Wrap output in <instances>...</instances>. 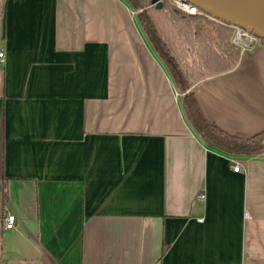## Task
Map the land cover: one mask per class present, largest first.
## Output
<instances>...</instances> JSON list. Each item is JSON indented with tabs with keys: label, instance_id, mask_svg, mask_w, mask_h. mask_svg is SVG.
Masks as SVG:
<instances>
[{
	"label": "crops",
	"instance_id": "0c3cea01",
	"mask_svg": "<svg viewBox=\"0 0 264 264\" xmlns=\"http://www.w3.org/2000/svg\"><path fill=\"white\" fill-rule=\"evenodd\" d=\"M0 48V264H264V154L201 141L127 1L0 0ZM190 90L264 129V46Z\"/></svg>",
	"mask_w": 264,
	"mask_h": 264
},
{
	"label": "trees",
	"instance_id": "16d2710c",
	"mask_svg": "<svg viewBox=\"0 0 264 264\" xmlns=\"http://www.w3.org/2000/svg\"><path fill=\"white\" fill-rule=\"evenodd\" d=\"M125 1L181 95L186 120L201 141L227 155L254 157L264 154V129L245 138L224 132L204 118L190 90L196 80L228 71L236 65L242 49L233 41L235 25L211 15L189 14L167 0L152 10L145 9L151 0ZM160 12L167 14L168 27L164 30L154 15ZM167 31H170V38L164 36ZM258 43L264 46L263 39L258 38ZM2 193L5 194L3 186Z\"/></svg>",
	"mask_w": 264,
	"mask_h": 264
},
{
	"label": "water",
	"instance_id": "95a60500",
	"mask_svg": "<svg viewBox=\"0 0 264 264\" xmlns=\"http://www.w3.org/2000/svg\"><path fill=\"white\" fill-rule=\"evenodd\" d=\"M264 40V0H182Z\"/></svg>",
	"mask_w": 264,
	"mask_h": 264
},
{
	"label": "built area",
	"instance_id": "2783aa9c",
	"mask_svg": "<svg viewBox=\"0 0 264 264\" xmlns=\"http://www.w3.org/2000/svg\"><path fill=\"white\" fill-rule=\"evenodd\" d=\"M172 3H174L179 9L189 13V14H203L206 17H209L202 11H200L197 7L192 5L190 2H182V0H170ZM234 35H233V41L237 45L241 47L242 50H245L247 48H251L253 43H258V38L255 37L251 32L245 31L241 29L238 26H234ZM5 59V53L4 50L0 48V66L3 64ZM232 168L235 172H238L241 170V165L239 162H234L232 165ZM199 199L203 200L204 195L200 194ZM2 226L5 230H11L14 229L16 226V217L13 213L7 212L3 219H2Z\"/></svg>",
	"mask_w": 264,
	"mask_h": 264
},
{
	"label": "rangeland",
	"instance_id": "374dc122",
	"mask_svg": "<svg viewBox=\"0 0 264 264\" xmlns=\"http://www.w3.org/2000/svg\"><path fill=\"white\" fill-rule=\"evenodd\" d=\"M162 1L163 0H151V3L145 8L146 10H152V9H155L157 7H159L161 4H162ZM171 5L175 6L177 8V6L172 3L171 1L167 0ZM154 15L156 16V21L157 23L162 26V29H166V27H168V24H167V14L165 12H160V13H154ZM159 25V26H160ZM160 26V28H161ZM162 30V31H163ZM164 36L165 38H170V31L168 32H164Z\"/></svg>",
	"mask_w": 264,
	"mask_h": 264
}]
</instances>
